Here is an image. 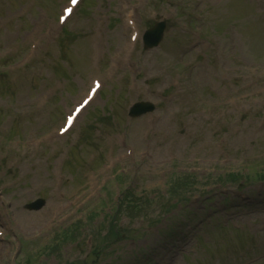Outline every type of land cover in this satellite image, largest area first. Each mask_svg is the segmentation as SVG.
<instances>
[{
    "label": "rangeland",
    "instance_id": "rangeland-1",
    "mask_svg": "<svg viewBox=\"0 0 264 264\" xmlns=\"http://www.w3.org/2000/svg\"><path fill=\"white\" fill-rule=\"evenodd\" d=\"M68 1L0 0V264H264V0H84L62 28Z\"/></svg>",
    "mask_w": 264,
    "mask_h": 264
},
{
    "label": "water",
    "instance_id": "water-1",
    "mask_svg": "<svg viewBox=\"0 0 264 264\" xmlns=\"http://www.w3.org/2000/svg\"><path fill=\"white\" fill-rule=\"evenodd\" d=\"M165 23L164 22H161V23H157L156 26L149 30L145 36H144V42H145V48L146 49H150V48H153L155 46H157L159 44V42L161 41L162 37H163V33H164V30H165ZM139 109H142V110H139ZM153 109V107L147 105V104H144V103H141L139 105L136 106V110H135V113L133 112L132 115L134 116H138L140 115L141 113L143 112H147V111H151ZM43 205V202H37L31 206H29L30 208H40L41 206Z\"/></svg>",
    "mask_w": 264,
    "mask_h": 264
},
{
    "label": "bare ground",
    "instance_id": "bare-ground-1",
    "mask_svg": "<svg viewBox=\"0 0 264 264\" xmlns=\"http://www.w3.org/2000/svg\"><path fill=\"white\" fill-rule=\"evenodd\" d=\"M83 1H84V0H82V2H83ZM82 2H81V4H82ZM81 4L78 6V8L81 6ZM78 8H77V9H78ZM77 9H76V10H77ZM76 10H75V11H76ZM74 13H75V12H74ZM73 15H74V14H73ZM102 88H103V87H102ZM102 88H101V89H102ZM101 89L97 92V94L95 95L94 100L90 103V105H91V104L97 99V97H98V95H99ZM90 105H89V106H90ZM89 106H88V107H89ZM88 107H87V108H88ZM87 108H85V109L83 110V112L81 113V115L77 118V120H76V122H75V124H74V127H75V125H76L78 119L84 114V112H85V110H86ZM74 127H73V128H74ZM73 128H72V129H73Z\"/></svg>",
    "mask_w": 264,
    "mask_h": 264
},
{
    "label": "trees",
    "instance_id": "trees-1",
    "mask_svg": "<svg viewBox=\"0 0 264 264\" xmlns=\"http://www.w3.org/2000/svg\"><path fill=\"white\" fill-rule=\"evenodd\" d=\"M178 187L180 188V187H182V185L179 183V184H178ZM128 197H131V198H133V199H132V200H127V201L133 203V202H134V199H135L136 196H135L132 192H128V193L126 194V199H127Z\"/></svg>",
    "mask_w": 264,
    "mask_h": 264
},
{
    "label": "snow or ice",
    "instance_id": "snow-or-ice-1",
    "mask_svg": "<svg viewBox=\"0 0 264 264\" xmlns=\"http://www.w3.org/2000/svg\"><path fill=\"white\" fill-rule=\"evenodd\" d=\"M71 3L72 4H76L77 3V0H71ZM66 11H70V10H66ZM71 117H69V123H71Z\"/></svg>",
    "mask_w": 264,
    "mask_h": 264
}]
</instances>
